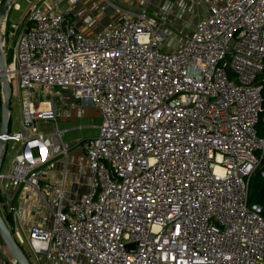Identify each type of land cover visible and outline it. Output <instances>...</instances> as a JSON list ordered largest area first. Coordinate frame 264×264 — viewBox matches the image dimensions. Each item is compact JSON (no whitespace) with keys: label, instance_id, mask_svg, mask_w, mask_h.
<instances>
[{"label":"built area","instance_id":"built-area-1","mask_svg":"<svg viewBox=\"0 0 264 264\" xmlns=\"http://www.w3.org/2000/svg\"><path fill=\"white\" fill-rule=\"evenodd\" d=\"M198 1L206 16L173 52L145 9L115 6L86 37L71 9L27 0L4 27L21 131L0 136L14 143L0 217L31 264H264L263 209L248 203L264 154V0ZM59 91L97 111L94 138L63 144ZM77 149L82 196L67 168ZM0 264H16L1 243Z\"/></svg>","mask_w":264,"mask_h":264},{"label":"crops","instance_id":"crops-1","mask_svg":"<svg viewBox=\"0 0 264 264\" xmlns=\"http://www.w3.org/2000/svg\"><path fill=\"white\" fill-rule=\"evenodd\" d=\"M96 2L100 0H95ZM104 3H101L99 5H92L90 0H78L77 4L74 6H69L67 4V8L65 9H71L72 15H71V24L77 29L78 32H80L82 35L86 37L93 36L102 30L106 28L108 24L114 23L116 21V17L114 14L113 7L119 6L126 9H132V10H138V9H145L149 15L150 20L161 26L162 24L168 27H171L173 31H179L181 28V25L183 24L182 21H174V23H168L169 21L166 19V15L163 14L164 20H159L161 18V12H168L171 13V5L169 7L165 8L170 1L174 4L175 9V2L173 0H103ZM185 1L179 0L180 6H182L183 9H185ZM190 8H188V11ZM184 15V14H182ZM182 18L181 16L179 17ZM168 22H167V21ZM194 27L190 34L193 32ZM172 31V30H171ZM171 31L168 30V33H171ZM170 35V34H168ZM186 36V37H188ZM185 37H182L181 35H178L176 38L168 39L165 38V40L162 42L161 50L163 52H173L176 49H178L184 40ZM60 96H57L55 94L54 96V106L57 110V112L60 114L58 120H57V127L60 131L63 132L62 136V142L66 146H72L73 144L77 143L75 139L70 135L71 131V121H72V112H74L80 105L76 103L73 98L70 96L68 92L59 91L58 92ZM68 116V118L66 117ZM99 123L97 122L96 128H95V136L97 135V127L100 124V120L98 118ZM94 138V137H93ZM82 163L79 164L78 161H81ZM84 159L81 155V153L78 150H73L69 156H68V173L73 181L72 188L73 190H76L80 192L79 196H82V194L85 192V180L87 181V178L83 181L81 180L83 176L87 177L86 170L84 168ZM63 168L62 164H57L56 171H60ZM84 168V173L80 174L79 169ZM261 168V167H260ZM254 177V176H253ZM77 185V187H76ZM81 187L82 190L80 191L78 188ZM49 264H63L60 262H52Z\"/></svg>","mask_w":264,"mask_h":264},{"label":"rangeland","instance_id":"rangeland-1","mask_svg":"<svg viewBox=\"0 0 264 264\" xmlns=\"http://www.w3.org/2000/svg\"><path fill=\"white\" fill-rule=\"evenodd\" d=\"M27 0H12L9 9L7 11V14L5 15L3 22H2V32L5 27V29H8L9 24H16L18 23L22 18L26 16V4ZM54 2L58 3L62 9L67 8V3L66 0H53ZM92 5H99L101 3H104L103 0L95 1V0H90ZM170 1V0H169ZM175 2V9H174V4L170 1V3L164 7L167 8L169 5H171V13H168L166 11L161 12V18L159 20H164L163 14L166 15V19L168 23H174V21H182L183 24L181 25V28L179 31H173L171 27H168L167 25H161L162 29H165L167 32L166 38L168 36V39H173L176 38L178 35H181L182 37H186L190 34L192 31L193 27L195 24L202 18L206 16L207 13V7L199 2L198 0H184L185 3V9L182 8L179 4V0H173ZM3 0H0V6L2 4ZM18 6V10H13L14 6ZM188 8L190 10L188 11ZM163 13V14H162ZM184 14V15H182ZM182 17L181 19L179 17ZM168 30L171 31V33H168ZM170 34V35H168ZM6 58V56H5ZM57 96H60L58 92H55ZM263 98H264V93H263ZM1 100H2V94H1V87H0V106H1ZM72 129L70 131V135L75 139L76 142H81L87 139H91L95 137V128L96 124L99 118V115L97 111L92 108L91 106H82L80 105L79 107L77 106L76 110L72 112ZM100 120V118H99ZM259 128V126H258ZM36 129L39 133H42L44 135H49L54 131V126L51 122H41L38 121L36 123ZM21 131L20 127V104L17 99H15L14 96V91L12 89V97L10 99V112H9V123H8V130L7 133L9 135L17 134ZM13 146L14 143L9 142L6 147V152L5 156L3 159V163L1 166V173H6L9 169L10 161L13 155ZM78 150V149H77ZM79 164L82 163L81 161H78ZM79 173L83 174L84 173V168L79 169ZM82 181L86 179V176L81 175ZM259 179V178H256ZM87 183L85 180L84 185ZM80 191L82 190L81 187L78 188ZM1 211V207H0ZM0 243L2 244L1 240ZM22 250L28 254V249L26 247H22ZM29 257V254H28ZM30 259V258H29ZM30 261V260H29Z\"/></svg>","mask_w":264,"mask_h":264},{"label":"water","instance_id":"water-1","mask_svg":"<svg viewBox=\"0 0 264 264\" xmlns=\"http://www.w3.org/2000/svg\"><path fill=\"white\" fill-rule=\"evenodd\" d=\"M12 0H3L0 6V81H1V106H0V136H7L9 112H10V99H11V86L7 78L6 58L2 44V22L7 14ZM6 146L0 140V169L3 163ZM254 178L264 179V167H261L255 172ZM0 240L6 249L8 255L15 261L16 264H31L26 256L23 254L20 246L14 240L11 231L7 228L5 222L0 217ZM128 250L134 246H128Z\"/></svg>","mask_w":264,"mask_h":264},{"label":"trees","instance_id":"trees-1","mask_svg":"<svg viewBox=\"0 0 264 264\" xmlns=\"http://www.w3.org/2000/svg\"><path fill=\"white\" fill-rule=\"evenodd\" d=\"M10 62H11V56L9 53L7 54L6 57V65L8 66ZM263 104H264V100H263ZM258 126H259V128H257L258 136L264 138V111L261 114L260 123ZM260 167H264V154L262 155L261 158ZM248 203L261 206L263 209V217H264V179L261 178L256 179L254 177H251V179L249 180ZM4 222L6 226H8L6 219H4ZM20 248L22 250V247ZM22 252L29 261L30 259L28 257V254L25 253L23 250Z\"/></svg>","mask_w":264,"mask_h":264}]
</instances>
